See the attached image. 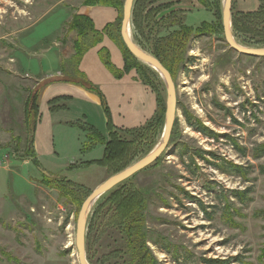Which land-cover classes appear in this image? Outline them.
Instances as JSON below:
<instances>
[{"label": "rangeland", "instance_id": "374dc122", "mask_svg": "<svg viewBox=\"0 0 264 264\" xmlns=\"http://www.w3.org/2000/svg\"><path fill=\"white\" fill-rule=\"evenodd\" d=\"M84 1L0 0V264H79L76 220L83 201L161 140L164 119L153 138L141 131L123 132L134 143L121 160L68 171L70 164L100 160L103 145L80 153L78 144L84 139L75 134L73 140L71 133L58 129L59 157H43L40 168L23 159L29 157L26 141L34 121L27 133L24 103L31 106L45 83L46 79L38 80L41 68L54 73L48 56L67 60L72 55L76 34L64 23ZM135 1L139 4L132 7L130 39L151 55L158 37L187 26L192 33L179 67L170 73L176 96L170 140L154 163L96 200L87 218L86 261L129 264L122 212L135 205L141 209L132 224L139 226L153 264H264V174L259 170L264 155L255 157L264 145V57L239 54L229 47L221 0ZM262 6L249 13L258 11L260 17H240L236 15L242 12L231 1L230 33L238 45L264 48V0ZM113 9L115 19L109 23L114 26L123 5ZM114 12L109 10L98 20L93 15L96 25L111 21ZM108 47L113 62L121 64L115 47ZM142 65L129 71L139 81L148 80L159 94L157 110L164 115V84L152 68ZM104 92L111 101L110 91ZM131 100L134 95L127 90L116 101L119 124L136 125ZM93 114L90 111L88 123L105 134L103 117L100 122ZM198 125L212 135L199 132ZM229 164L238 166V173H231Z\"/></svg>", "mask_w": 264, "mask_h": 264}, {"label": "crops", "instance_id": "0c3cea01", "mask_svg": "<svg viewBox=\"0 0 264 264\" xmlns=\"http://www.w3.org/2000/svg\"><path fill=\"white\" fill-rule=\"evenodd\" d=\"M258 2L256 3V0H250V3H247V0H232L235 9L242 13L252 12L258 9L260 0H258ZM109 10L114 12V9L110 7L80 6L75 12L89 16L93 21L95 29L100 31L107 23L115 19V12L113 19L111 21H106L100 27L96 25L93 15L97 20L102 19L107 15ZM67 21H65V23ZM100 43L88 48V50L94 49L85 51L77 65V70L84 76L85 80L82 79L81 76H76L73 72L74 69H70L69 71L66 67L63 69V58H60L58 55L48 56L51 67L52 65L55 67L54 73H51V68L47 70L41 68L38 80L41 82L44 79L46 80L44 84L42 82L40 91L35 92V102L38 105V112L33 124L31 137L32 150L39 161H41L43 157L49 159L59 157L60 150L56 145L55 139L58 129H65V133H71L73 140L75 134H77L79 140L83 138L85 141L87 132L83 130L82 126L87 125L88 128L92 127L106 138L108 136V128H112L113 130L120 128H138L154 116L156 110V97L154 91L147 84L136 79L134 72H123V56L118 44L108 39L106 35H103ZM108 46L112 48L115 47L120 55L121 64L118 65L113 62V57ZM101 49H105L108 52L111 64H113L116 70L122 71L121 76H117L107 69L100 58ZM55 57L57 58L55 59ZM100 62L102 64H100ZM104 71L108 75H104ZM91 85L95 86L98 92L103 96L106 107H104L100 96L96 92L90 90ZM104 89L110 91L111 101L106 96ZM127 90H131L132 95H134V100H131L130 105L133 104L131 113L133 114V112H135L136 114V125H129L123 122L119 124V119L114 114L116 101L122 95H127ZM90 111L94 112V117L100 122L103 117L106 128L105 134L101 133L94 123H88ZM132 114H130V116ZM75 128L79 130L78 133L75 132ZM84 141L78 144L80 145L79 152ZM91 151L82 155L87 156Z\"/></svg>", "mask_w": 264, "mask_h": 264}, {"label": "trees", "instance_id": "16d2710c", "mask_svg": "<svg viewBox=\"0 0 264 264\" xmlns=\"http://www.w3.org/2000/svg\"><path fill=\"white\" fill-rule=\"evenodd\" d=\"M138 2V1H137ZM137 2L136 7L138 6ZM262 2L263 0H260V6L258 10L262 9ZM134 3V4H135ZM82 5L86 7H93V6H103V7H110L118 9L121 8L122 1L121 0H86L82 3ZM133 10V9H132ZM258 12V11H257ZM255 12V14H249L252 12H246V13H238L236 16L244 17V16H254V17H260L259 14ZM122 20V13L121 15L116 18L115 24L107 23L100 31L96 30L93 24L92 19L84 14H80L78 12H75L71 15L70 19L64 24L68 32H75L76 39L73 41V53L72 55L67 59L62 60V68L65 69V66H68L71 69H74V73L76 76H81L82 79L85 80L84 76L77 70V65L85 51L88 50V48L96 45L101 41V36L109 35L108 37L118 44L121 48V52L124 55V71L128 72L132 68H141L143 65L140 64L134 57L129 53L127 48L125 47L119 30H120V21ZM204 26H210V24H203ZM212 32V27L210 29ZM200 30H198L199 32ZM192 30L189 26L183 27L181 30H174L169 34L168 36L164 37H158L154 40L153 46V56L159 60V62L163 65V67L169 72V74H172V71L176 70L179 67V64L181 63L184 53H185V47L186 43L189 40V36L191 35ZM100 58L107 67L109 71L114 73L117 76H121L122 71L116 70V68L111 64L109 59V54L105 49L100 50ZM144 67V66H143ZM156 73V72H155ZM157 74V73H156ZM158 75V74H157ZM145 84H149L148 80H145ZM144 83V82H143ZM153 88V87H152ZM90 90L93 92H96L100 98L102 99V103L104 107H106L103 96L98 92V89L91 85ZM153 91L155 93L156 97V110L154 113V116L148 120L144 125L138 127V128H131V129H112L108 128V139L106 140L103 135L98 133L96 130H94L92 127L88 128L87 125L82 126L83 130L86 131V137L87 141L85 142L80 149L82 152H85L90 149L93 145L102 144L104 146L103 150V157L100 160H93V161H87L83 164H70L67 166L66 170L68 171H74V170H80L84 169L86 167H89L93 164L104 166L107 165V162H114L119 161L125 156V152L127 148L130 147L134 143V140L131 138L130 140L127 139L122 135L123 132H129L130 134L136 131L144 132L145 135L150 138H153V135L155 134V129L163 123L164 115L163 110L161 111L157 110V102L159 100V94H156L155 89L153 88ZM28 106V107H27ZM29 108H32L30 110ZM38 112V105L34 101L31 103V106L29 103H25L24 107V123L27 129V133L30 130V123L34 118L33 124L36 120ZM186 120L190 121V116H186ZM198 130L202 134L206 136H211L212 133L204 126L198 125ZM32 129L29 137L26 141V152L29 156L28 158H23L26 160H31L34 162L36 167L40 168V161L35 157L34 152L32 150ZM100 139V140H99ZM170 140V139H169ZM152 142V139L148 141V144ZM90 146V147H89ZM259 153L255 155V157H259L264 155V145L259 146ZM231 167V173H238L239 167L229 164ZM120 168L119 170H121ZM260 173L264 174V165H259ZM230 171V170H227ZM48 181H52L51 177L48 176ZM46 177V174L43 175ZM62 180H64L66 183H72L74 186H76L75 182H72V180L67 179L65 176H62ZM56 179V178H55ZM55 182L58 180H54ZM49 186H54L51 182H46ZM125 182H122L120 186L124 185ZM109 192V191H108ZM107 192V193H108ZM106 193V194H107ZM105 195V194H104ZM237 196V195H236ZM114 197H116V193L114 194ZM238 197V196H237ZM139 204L142 205V201L138 200ZM139 206L130 205L127 208L123 210V219H124V235L125 239L128 242L127 249L130 251V261L129 264H153L154 259L150 252V250L145 246L143 239L141 238V232L139 230V226L136 224H132V222L136 219L135 216L137 215V210H140ZM121 213V211H120ZM128 221L130 223L128 224ZM122 225V223L120 224Z\"/></svg>", "mask_w": 264, "mask_h": 264}, {"label": "water", "instance_id": "95a60500", "mask_svg": "<svg viewBox=\"0 0 264 264\" xmlns=\"http://www.w3.org/2000/svg\"><path fill=\"white\" fill-rule=\"evenodd\" d=\"M231 1L232 0H221V17H222V28L226 42L229 47L239 54L254 56V57H264V48H245L242 47L233 40L230 30H231ZM135 0H124L123 10H122V20L120 24V36L121 39L131 55L137 59L142 64L152 68L162 80L165 88V116L163 132L161 136L160 143L157 147L153 148L147 155L138 160L137 162L125 167L123 170L109 176L106 180L100 183L87 198L83 201L76 220V247L78 251L79 264H89L86 261L85 255V234L87 218L90 213L92 206L95 204L96 200L102 195L106 194L108 191L124 182L128 178L132 177L140 170L146 168L150 164L154 163L162 151H164L171 135V129L174 122V114L176 107V96L175 88L172 78L169 72L163 67L157 58L145 51L144 49L133 43L126 33V28L129 22H131L132 7Z\"/></svg>", "mask_w": 264, "mask_h": 264}, {"label": "bare ground", "instance_id": "6f19581e", "mask_svg": "<svg viewBox=\"0 0 264 264\" xmlns=\"http://www.w3.org/2000/svg\"><path fill=\"white\" fill-rule=\"evenodd\" d=\"M129 26H130V22L128 23V25H127V28H126V33H127V35L129 36V38H130V33H129ZM131 40V39H130ZM237 44V43H236ZM160 143V142H159ZM159 145V144H158ZM157 145V146H158ZM156 146V147H157ZM165 150V149H164Z\"/></svg>", "mask_w": 264, "mask_h": 264}]
</instances>
